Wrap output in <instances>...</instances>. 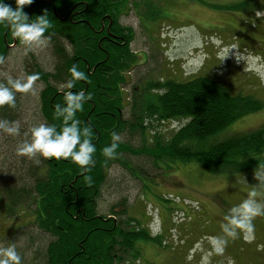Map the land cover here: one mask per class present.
Listing matches in <instances>:
<instances>
[{
	"label": "rangeland",
	"instance_id": "374dc122",
	"mask_svg": "<svg viewBox=\"0 0 264 264\" xmlns=\"http://www.w3.org/2000/svg\"><path fill=\"white\" fill-rule=\"evenodd\" d=\"M138 1L140 8L131 10L122 19V27L132 31L127 48L133 58L126 72L129 83L121 85L125 92L123 117L129 119L134 115V106L140 112L146 106L145 100L152 98L145 92L149 82L160 78L187 80L203 72L217 78L233 94H252L261 102L257 109L238 116L220 136L264 130V82L261 80L264 76V16L260 19L255 16L256 11L264 12V0H202L207 4L200 0H161L153 2L146 10ZM35 2L37 0L25 5L29 18L31 12L34 16L47 11V5L34 8ZM11 4L16 6L15 1ZM150 12L156 16L151 18ZM54 20L59 24L62 19L50 17L49 21ZM2 27L5 28V23ZM8 42L11 47L0 60V84L7 85L9 80L16 79L26 82L32 74H37L38 78L27 91L15 92L12 112L19 122V134L10 135L0 130V158L6 140L8 144L15 138H30L29 129L43 123L41 94L50 90L49 83L57 85L52 91L67 88L60 84L63 74L55 67L56 55L48 38L31 46L16 39ZM232 45L237 49H232L222 60V50ZM4 50L0 48V57ZM238 51L249 57L246 64L236 62ZM146 121L148 124L154 121V126L167 132L179 130L187 122L174 118L158 124L154 116ZM154 130L153 127L151 132ZM133 143L141 144L138 136ZM15 146L9 145V149L17 153ZM248 152L239 154L244 155L237 159L239 164L252 162L251 152ZM262 152L264 154V150ZM149 157L131 152L126 164L108 165L107 180L97 196V216L118 218L114 213L126 210L134 220L133 230L148 229L153 237L159 238L138 241V254L126 256L117 264H264V248L257 247L264 245V214L252 218L253 232L248 234L247 241L239 228L235 238L226 236L221 229L225 215L248 198L249 192H255L253 199L264 206V176L258 179L256 170L252 171L254 177L243 171L215 174L193 160H158L152 164ZM23 166L17 160L0 162V178L8 177L13 171L14 180H20ZM258 166L262 168L259 172L264 173V160L260 159ZM132 167L143 174L129 169ZM32 207H20L13 214L0 216V248L15 244L21 264H40L45 259L47 246L56 241L52 233L40 228ZM210 237L218 238L215 247H223L222 254L214 251Z\"/></svg>",
	"mask_w": 264,
	"mask_h": 264
},
{
	"label": "trees",
	"instance_id": "16d2710c",
	"mask_svg": "<svg viewBox=\"0 0 264 264\" xmlns=\"http://www.w3.org/2000/svg\"><path fill=\"white\" fill-rule=\"evenodd\" d=\"M14 1L5 0V3L15 8L11 4ZM140 1L146 10L153 2L161 0ZM138 2H35L34 8L37 5L48 6L45 7L48 20L50 17L62 19L59 24L55 20L50 22L44 33L56 55L55 67L63 74V83L60 84L67 86L70 79L68 70L73 64L87 77L86 80L75 81L72 88L67 87L60 92L52 91L57 85L49 83L50 90L40 93L43 123L54 124L60 130L63 121L54 116V106L63 102L64 93L81 90L86 95L90 93L91 99L83 103L75 119L80 121L81 129H88V138L96 147L93 163L85 170L70 158H43L39 154L28 157L10 151L9 145L18 144L15 146L17 148L29 140L28 137L15 138L8 144L6 140L3 146L0 162L17 160L23 163L24 172L20 180H14L13 171L9 172L8 177L0 178V216L4 218L2 214H13L17 208L33 206L40 228L56 237V241H51L47 246L45 259L40 264H117L123 262L126 256L138 254V241L159 240L148 229L141 232L137 228L133 230L131 226L134 220L126 214V210L113 212L118 218L114 215L100 217L95 213L97 196L107 180L108 165L126 164L131 152L149 155L152 164L158 160H193L215 174L243 171L254 177L252 171L259 172L262 169L258 164L260 159L264 160V130L220 136L238 116L257 109L260 100L252 94H233L217 78L206 73H196L181 81L160 78L149 82L145 92L152 98L149 101L144 99V110L139 112L140 109L134 106V115L129 119L123 117L122 100L125 92L121 90V85L129 83L126 72L133 58L129 56L127 48L132 31L122 27V19L131 10L140 8ZM27 8L24 6L26 14ZM43 13L37 12L34 17L31 12L29 19L34 20ZM149 15L151 18L156 16L153 12ZM9 39L13 40L9 26L5 24L3 28L0 23V48L5 49L2 58L11 47ZM13 109L8 105L0 107V121H15ZM151 116L157 119L158 124L174 118L187 122L179 130L167 132L154 126V121L146 124V118ZM153 127L154 133L151 132ZM113 133L119 136L117 155L108 159L102 154V148L113 142ZM137 136L141 143L139 146L133 143ZM248 151L251 152L249 159L252 162L249 165L239 164L237 159L248 155ZM243 153L246 154L239 155ZM134 167L129 169L141 173ZM246 167L252 169L244 171ZM135 175L140 176L137 173ZM85 177H91V180Z\"/></svg>",
	"mask_w": 264,
	"mask_h": 264
},
{
	"label": "clouds",
	"instance_id": "9594fccd",
	"mask_svg": "<svg viewBox=\"0 0 264 264\" xmlns=\"http://www.w3.org/2000/svg\"><path fill=\"white\" fill-rule=\"evenodd\" d=\"M32 0H15V8L5 3V0H0V23H5L10 28V34L13 39L18 40L21 44L31 46L32 44L43 43L46 39L44 33L50 26V21L47 18V11L42 15L36 16L34 20H29L28 15L24 11V6L31 4ZM255 16L260 19L264 16V12L256 11ZM232 49H237L235 45L230 48H225L220 54L222 60L229 56ZM3 58L0 57V60ZM236 62H248L249 57L241 52L235 54ZM251 67V64L248 65ZM70 79L67 81V87L72 88L74 82L78 80H86L85 73L78 69V66L73 64L69 68ZM38 78L37 74H32L27 77L26 82L20 79L9 80L7 85L0 84V107L8 105L15 106V92L27 91L31 83ZM264 82V76H261ZM91 99V94H85L83 90L79 92L67 91L64 93L63 102L57 103L54 106V116L62 118V126L57 130L54 124L40 123L29 129L30 140H26L17 147V153L22 156L33 157L39 154L43 158L68 159L82 169H87L93 163V153L96 151L95 145L88 138V129L80 128V121L75 119V114L82 110L83 103ZM63 105V107H62ZM147 124V121H145ZM0 130L10 134H19V122L17 121H0ZM82 136L84 137L82 139ZM113 142L105 145L102 148V154L108 158L116 157L118 148L119 136L112 134ZM259 179L264 176V173L255 172ZM86 180H91V177H85ZM255 192H249L248 198L244 199L239 205L232 207L224 217V223H221L223 233L235 238L237 235L236 229L244 231V239H249L248 234L253 232V224L251 220L256 215L264 214V206L256 203L253 199ZM216 237H210L214 245V251L217 254L223 253V247H215L217 242ZM223 242V241H221ZM259 248H264V245H258ZM0 264H21V256L16 251L15 244H9L7 247L0 248Z\"/></svg>",
	"mask_w": 264,
	"mask_h": 264
},
{
	"label": "flooded vegetation",
	"instance_id": "af4514ba",
	"mask_svg": "<svg viewBox=\"0 0 264 264\" xmlns=\"http://www.w3.org/2000/svg\"><path fill=\"white\" fill-rule=\"evenodd\" d=\"M16 44V43H15Z\"/></svg>",
	"mask_w": 264,
	"mask_h": 264
}]
</instances>
